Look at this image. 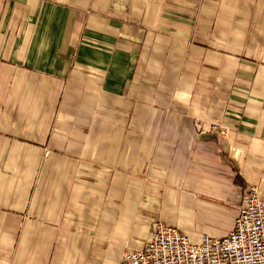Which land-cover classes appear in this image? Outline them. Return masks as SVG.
Wrapping results in <instances>:
<instances>
[{
	"label": "crops",
	"instance_id": "crops-1",
	"mask_svg": "<svg viewBox=\"0 0 264 264\" xmlns=\"http://www.w3.org/2000/svg\"><path fill=\"white\" fill-rule=\"evenodd\" d=\"M249 184L264 0H0V264H119L157 220L225 236Z\"/></svg>",
	"mask_w": 264,
	"mask_h": 264
},
{
	"label": "built area",
	"instance_id": "built-area-1",
	"mask_svg": "<svg viewBox=\"0 0 264 264\" xmlns=\"http://www.w3.org/2000/svg\"><path fill=\"white\" fill-rule=\"evenodd\" d=\"M204 130L225 134L229 126L211 122ZM119 264H264V199L258 186L245 188L225 236L204 233L195 242L177 226L157 220L144 244L124 250Z\"/></svg>",
	"mask_w": 264,
	"mask_h": 264
}]
</instances>
